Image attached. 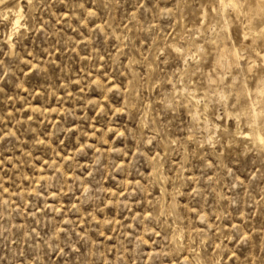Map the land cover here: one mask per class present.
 Here are the masks:
<instances>
[{
    "label": "rangeland",
    "instance_id": "1",
    "mask_svg": "<svg viewBox=\"0 0 264 264\" xmlns=\"http://www.w3.org/2000/svg\"><path fill=\"white\" fill-rule=\"evenodd\" d=\"M218 1L0 2V264H264V0Z\"/></svg>",
    "mask_w": 264,
    "mask_h": 264
},
{
    "label": "bare ground",
    "instance_id": "2",
    "mask_svg": "<svg viewBox=\"0 0 264 264\" xmlns=\"http://www.w3.org/2000/svg\"><path fill=\"white\" fill-rule=\"evenodd\" d=\"M216 1V0H215ZM218 2H220L219 4H224V3H228V4H230V5H232V6H234L235 5V1L234 0H219ZM217 2V3H218ZM261 3V2H260ZM260 3H258L257 2V5L258 4H260ZM257 7V6H256ZM17 8H19V7H17ZM16 8V9H17ZM222 11V10H221ZM12 12V11H11ZM14 12H16V11H14ZM20 11H18L17 12V16H16V19H15V21H14V26H17L18 25V23H19V17H21L20 16ZM15 18V17H14ZM222 48V47H221ZM225 48V47H224ZM223 48V49H224ZM221 51H223V50H221ZM219 53H220V51H219ZM221 54V53H220ZM229 59H231V62L229 61V63H232V64H234V63H238V50L236 49V48H232L230 51H229ZM261 57V59H262V61L264 62V51H263V54L260 56ZM230 65V64H229ZM260 92V91H259ZM194 99V98H193ZM253 107V106H252ZM253 111H254V115H253V117H256L255 115H257L256 113H255V110H254V108H253ZM260 115V114H259ZM258 123V122H257ZM254 124H256V122H255V120H254ZM252 126V125H251ZM254 126V125H253ZM256 127V126H255ZM255 129V128H254ZM253 129V130H254ZM257 134L255 135L256 137H257V139H258V142H259V140H260V143H261V140H262V138L263 137H261V135H260V133L259 132H256ZM252 134V133H251ZM249 136H251V135H249ZM252 138V137H251Z\"/></svg>",
    "mask_w": 264,
    "mask_h": 264
},
{
    "label": "snow or ice",
    "instance_id": "3",
    "mask_svg": "<svg viewBox=\"0 0 264 264\" xmlns=\"http://www.w3.org/2000/svg\"><path fill=\"white\" fill-rule=\"evenodd\" d=\"M0 2H2V0H0ZM261 143H264V140H262Z\"/></svg>",
    "mask_w": 264,
    "mask_h": 264
}]
</instances>
